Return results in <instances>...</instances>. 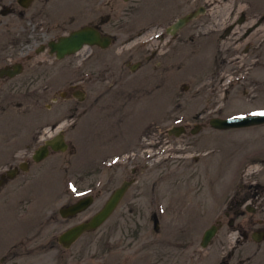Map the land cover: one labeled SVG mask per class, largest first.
<instances>
[{"label":"rangeland","instance_id":"1","mask_svg":"<svg viewBox=\"0 0 264 264\" xmlns=\"http://www.w3.org/2000/svg\"><path fill=\"white\" fill-rule=\"evenodd\" d=\"M54 1L48 7L45 0V13ZM70 1L58 0V4ZM215 2L211 14L193 21V29L205 31L209 23L202 21L208 16L217 21L216 28H222L246 5L240 0ZM183 4L182 0H168L162 6L155 0H76L78 9L64 18L66 24L69 17L76 21L66 28L110 15L103 27L117 41L96 58L85 57L88 51H84L60 62L49 60V68L28 63L22 74L8 82L0 78V172L25 159L41 143L35 136L38 128L59 118L76 121L66 135L76 146L75 152L54 153L42 163H34L0 190V264H237L240 255H247L243 264H264V241L244 240L241 253L235 254L237 230L235 224L230 225L239 209L247 210V200L257 213L246 215L264 220V158L246 157L264 154V124L222 131L206 124V117L217 114L264 111V52H258L259 60L246 57L243 75L239 73L243 68L236 72V60L243 53L239 49L243 46H236L239 27L224 39L217 34L202 41L196 35L173 53L157 57L152 49L141 53L140 35L149 18L155 22L156 15L162 18ZM254 4L248 10L251 15L264 13V0ZM47 21L53 26L54 20ZM27 27V19L0 12V67L7 61V53L15 54L14 58L18 53L20 58L21 51L41 40L27 44L32 38ZM220 49L228 62L225 75L219 77L222 73L215 66L220 64V57L216 60ZM80 57L82 68L88 65L91 69L96 59L102 62L93 67L99 72L97 81H84L85 100L60 98L55 102L54 90L76 79L70 65L75 66ZM137 60L142 65L133 71L129 62ZM83 76L88 78V73ZM46 83L48 88L43 90ZM74 102L80 103V109L69 111ZM198 121L205 125L192 132ZM183 123L191 129L168 134L170 128ZM166 146L167 152L157 157L160 153L155 151ZM121 152L135 154L125 166H137V172L128 173L136 183L98 230L84 234L69 250L63 249L57 237L78 218L63 219L59 209L78 197L73 187L94 190L98 199L91 209L100 208L109 189L107 157ZM156 212L165 216L158 214V224ZM218 214L224 225L202 247L204 231ZM239 218L247 221L245 216ZM257 228H264V223L259 222Z\"/></svg>","mask_w":264,"mask_h":264},{"label":"flooded vegetation","instance_id":"2","mask_svg":"<svg viewBox=\"0 0 264 264\" xmlns=\"http://www.w3.org/2000/svg\"><path fill=\"white\" fill-rule=\"evenodd\" d=\"M60 1V0H59ZM63 1V0H62ZM168 0H156V5L158 6H162L163 4H166ZM185 4L176 7V8H172L170 10L169 13H165V16L161 15H156V21L155 22H151L150 24L146 25L145 28L143 29L141 35H146L148 34V37L151 36L150 32L154 30V33H157V37L154 38L152 41L154 42V52L153 55L154 57L157 56H161L164 54H168V53H173L174 51H176L178 49V46L181 43L187 44L188 40L192 41L194 39V37L196 35H198V37H200V39H202V41L209 39L210 36H216L217 34H220L219 37L222 36V38H225V31H226V27L224 28H216L215 27V23L217 24V21L213 20L211 18V16H208L207 18H205L202 22L204 23H209L206 26L205 31L203 30H199V27H197L196 29H193V22H190L188 24H186L184 27H182L179 31H177L174 34H170L168 33L167 29L169 28V26L176 21L180 16L185 15L187 12H189L190 10H193L195 7L193 6V2L196 4H199L200 1L203 0H182ZM45 2V0H31L30 6L28 7V9L23 12L21 10H18V6L21 5L20 0H0V12L2 14H4V12H6L7 10H11V12L13 13H17L20 16H25V14L28 11H31L30 14V22L33 24V33L32 35H36L34 39L40 38L41 35H46V40L45 41H49L50 39L56 38L58 37L59 33L62 32H66L65 31V25L68 24H72L76 21V18L74 17H69L70 19V23L66 24V21L64 20V15L62 16L63 13V9H60L59 6H63L64 2H61V5L58 4V0L55 2L54 1V6L53 8L49 11L48 13H45L46 11V7L45 5H43V3ZM17 3V4H15ZM46 3L49 7L50 4V0H46ZM15 5H18L17 7ZM252 4L250 3V6ZM44 6V8H43ZM21 7V6H20ZM198 7H200L198 5ZM183 9V10H182ZM185 9V12H184ZM179 10V14L176 15V17L173 19H169V15L173 14L175 11ZM50 12L52 13V15L50 14ZM182 12V13H180ZM207 13V9L205 11L204 14ZM211 14V13H208ZM260 14H257L256 17H253V14L251 15L250 13H244L241 17H243V22L241 24H237L228 34V36H230L232 33H235L237 31V28L239 26H241V32L240 35L237 37V44L243 43L244 46L241 49H245V51L243 52V54H245V56L242 57L243 62L245 63L246 61V57H248L249 55H251L252 59H258L260 58V54L258 52H263V46L259 43V44H252L251 41L249 40L250 38H253V40L255 41H259V39H263V35H264V31H262L264 29V15L262 18H259ZM63 17V18H62ZM239 16H236V19ZM110 16H101L100 18V22L97 23V21H91L89 23L94 24V25H101L105 23L107 20H109ZM47 20H54L53 26H48V21ZM239 21V18H238ZM258 23V25L248 34L246 35V33L248 32L249 27L252 24ZM214 26L213 29H209L208 26ZM196 31V32H194ZM199 31L202 32L199 33ZM140 35V36H141ZM234 42V41H233ZM152 43L149 44H144L140 47L141 53H144L147 49H149V47H151ZM231 44H229V46H227L226 48H230ZM179 46V47H180ZM182 46H187V45H182ZM235 46V47H236ZM188 48H190V46H187ZM221 48V46L219 47ZM38 47L35 49L37 51ZM88 54L86 56H91L93 54H95V50L91 47H87ZM222 49L219 50V53L217 54V59L220 57V64L215 66V70L219 73H222L225 69V66L228 62V60L225 58L226 57V53L221 52ZM49 53V50H48ZM28 59H35L36 55L31 54L27 57ZM233 58V57H232ZM80 58L78 59L79 63ZM237 61H240L237 60ZM139 62L142 65V61L139 60ZM131 64V63H130ZM220 65H222L221 70L220 69ZM74 66V64H73ZM133 67V65H131V68ZM66 93L64 94L65 98L64 100H70L72 97H75L79 94L78 91V87L75 85H71L67 90H65ZM80 108V105L77 104L74 107V110H78ZM114 155H118L121 159V161H123V157H124V152L121 153H114L111 157H107L108 160H112ZM31 162H29L28 165H30ZM111 165L108 166L107 169V177H108V191L107 193L110 194L111 192H113V190H115V188H117L119 185L123 184V182H125V180L128 177V173H129V169L123 165V164H119V165H115L113 163H110ZM135 172H137V169H134ZM247 212H250L251 214H256L257 211L256 210H238L236 212L237 218L235 221V226H236V230H237V236H236V248H235V254H240L241 253V244L243 243L244 240H254L255 243H261L259 242L260 238H264V228H257V224L260 222L261 224L264 223V220H259L257 221V219L255 217L250 218L249 216L246 215ZM240 216H245L247 221L245 220H240ZM63 249H66L63 247ZM245 257H247V255L245 256H238L237 258V264H243L244 261L247 262L248 259H246ZM248 258H251V255L248 256ZM250 261V260H249Z\"/></svg>","mask_w":264,"mask_h":264},{"label":"water","instance_id":"3","mask_svg":"<svg viewBox=\"0 0 264 264\" xmlns=\"http://www.w3.org/2000/svg\"><path fill=\"white\" fill-rule=\"evenodd\" d=\"M189 18V17H187ZM186 18V19H187ZM186 19H183L178 25H182L185 23ZM100 34H97L96 31H90L89 29H82L79 31H76L72 33L70 36L62 37L60 42H53L52 46L53 49L57 50L59 52V56H64L67 53H71L74 51L79 50L85 43H94L95 41H102L103 45H107L110 41L109 38H101ZM21 67L19 66L16 71H10V74H15L20 70ZM256 118L263 119V117H247L242 119H229V120H217L214 121L213 124L217 127L221 128H227V127H233V126H243L248 124H253L256 122L264 121V120H257ZM54 145V144H53ZM46 154V152H45ZM44 153H39L37 157H42ZM123 189L119 190L117 192V195H115V198L111 200L105 208L92 219L89 223H83L80 225H77L73 227L72 229L68 230L62 237V241L65 242H72L76 238H78L86 229L94 228L98 225H100L111 213V211L114 209L116 203L120 199L122 195ZM89 203H91V199L83 200L79 204L75 205L73 207L74 211H79L80 209L85 208Z\"/></svg>","mask_w":264,"mask_h":264},{"label":"snow or ice","instance_id":"4","mask_svg":"<svg viewBox=\"0 0 264 264\" xmlns=\"http://www.w3.org/2000/svg\"><path fill=\"white\" fill-rule=\"evenodd\" d=\"M262 115H264V113H261Z\"/></svg>","mask_w":264,"mask_h":264}]
</instances>
